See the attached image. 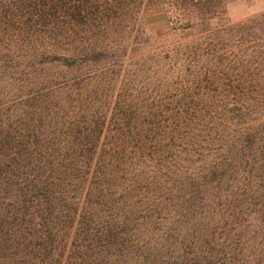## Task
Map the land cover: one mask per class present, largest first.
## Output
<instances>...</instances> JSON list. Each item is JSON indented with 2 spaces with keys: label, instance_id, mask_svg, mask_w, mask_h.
<instances>
[{
  "label": "trees",
  "instance_id": "1",
  "mask_svg": "<svg viewBox=\"0 0 264 264\" xmlns=\"http://www.w3.org/2000/svg\"><path fill=\"white\" fill-rule=\"evenodd\" d=\"M227 1L0 0V264H264V13Z\"/></svg>",
  "mask_w": 264,
  "mask_h": 264
},
{
  "label": "rangeland",
  "instance_id": "2",
  "mask_svg": "<svg viewBox=\"0 0 264 264\" xmlns=\"http://www.w3.org/2000/svg\"><path fill=\"white\" fill-rule=\"evenodd\" d=\"M262 13L264 0H228L224 3V16L231 22L246 20ZM141 17L148 31L161 36L170 33L171 24L167 12H144Z\"/></svg>",
  "mask_w": 264,
  "mask_h": 264
}]
</instances>
